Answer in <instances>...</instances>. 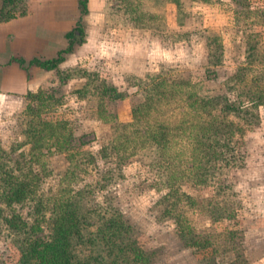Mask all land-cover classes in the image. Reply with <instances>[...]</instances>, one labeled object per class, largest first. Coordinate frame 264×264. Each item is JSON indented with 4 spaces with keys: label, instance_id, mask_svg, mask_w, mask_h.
I'll list each match as a JSON object with an SVG mask.
<instances>
[{
    "label": "rangeland",
    "instance_id": "374dc122",
    "mask_svg": "<svg viewBox=\"0 0 264 264\" xmlns=\"http://www.w3.org/2000/svg\"><path fill=\"white\" fill-rule=\"evenodd\" d=\"M249 2L250 10L239 16L233 0H89L84 33L75 31L82 42L71 48L65 34L78 24L77 0H19L20 7L9 5L16 15L3 20L0 16V175L5 170L28 174L35 193L11 205L0 196V264H23L19 248L23 235L8 228L4 216L17 212L31 223L34 213L50 215L66 178L78 213L89 218V225L82 228L85 236L97 233L106 216L117 214L129 226L126 241H135V247L147 253L146 264H264V0ZM9 6L0 0V15ZM51 29L62 35L61 47L50 56L44 42L38 46ZM249 34H256L254 41L261 50L250 63ZM60 50L64 59L59 73L30 64L33 57L50 58ZM212 53L222 60L214 63ZM242 66L247 68L240 83L236 73ZM161 76L178 87L177 96H161L149 122L136 121L134 111L146 100V88ZM242 87L260 94L261 100L254 103L251 94L239 95ZM217 95L244 100L240 112L223 109L224 100L216 108H200L193 102L194 97ZM32 101L44 102L39 105L44 120L66 121L65 133L73 142L90 135L84 148L94 160L68 176L69 154L77 148L60 150L51 142L34 148L28 129L37 118L27 112ZM204 118L234 122L229 127L227 123L226 133L236 153L226 164L208 166L222 171L215 182L206 185L187 178L181 183L183 191L205 207L220 203L234 209V216L214 220L200 203L194 209L179 207L196 233L214 241L206 248L189 244L184 226L167 212L168 189L155 186L147 148L124 161L111 149L150 123L185 127ZM123 148L131 153V142ZM36 152L41 154L35 157ZM186 158L190 161L184 164L192 167L188 153ZM4 181L0 178V185ZM41 200L44 205L38 212ZM43 232L50 233L46 224ZM105 247L103 242L82 241L67 253L82 258L101 253L106 260L97 262L105 264L109 255Z\"/></svg>",
    "mask_w": 264,
    "mask_h": 264
},
{
    "label": "trees",
    "instance_id": "16d2710c",
    "mask_svg": "<svg viewBox=\"0 0 264 264\" xmlns=\"http://www.w3.org/2000/svg\"><path fill=\"white\" fill-rule=\"evenodd\" d=\"M18 1L6 0V4L13 6L12 8H18L20 7L17 3ZM77 1L80 10L78 24L74 29L67 31L65 34L68 38L69 48L73 47L75 43L82 42V40H76L75 31L79 30L80 33H84L83 19L89 11V0ZM233 1L239 7L237 9L239 16L246 15L248 10H250L247 8L250 5L249 0ZM12 8L9 6L4 12L2 11L0 15L2 16L1 20L9 19L16 15L12 11ZM21 14H25V10ZM249 36L250 42L247 49V56L248 62L250 63L252 62V58L261 55V50L258 48L257 42L254 41L256 34H249ZM62 54L63 50H60L56 56L50 58L41 59L39 57H33L30 64L46 70H55L59 73V64L64 59ZM212 57L216 58L214 63L222 60V57H217L215 53H212ZM14 60L20 63L23 62L17 58ZM246 68L242 66L236 73V80L240 83H243L245 79ZM156 77L153 78L149 84L150 86L146 88V100L138 105L134 111L136 121L149 122L147 117L152 114V111L155 109L154 103L161 100V96H177L176 94L179 91L178 87L171 86L165 76H161L160 78ZM238 94H251L249 98L254 103L261 100L260 94L254 95L255 93L251 92V90H246L245 92L244 87L239 88ZM28 96L36 100L38 99L37 94L34 92H29ZM122 96V94L116 93V97ZM57 98L60 97L55 96V99ZM222 100L226 102L223 105V109L235 110L237 112H240L241 105L243 106L242 103H244L242 99L230 101L227 95H223L222 98L220 95L202 97L201 99L194 97L193 102L197 106H200V108L205 106L216 108L219 104H222ZM34 103L33 101L29 103L27 109L29 115L36 116L37 118L31 121L28 129V135L34 148L35 146L39 147L41 143L49 146L50 142L60 150L64 149L69 151V148H77L69 154L72 159V165L69 173L66 174L68 176L70 173L73 174L75 170L78 171V169H81L82 164L94 160V154L84 148L87 142H89V139H86V137L90 135L85 133L79 136L77 141L75 140L73 142L74 139L71 136L67 137L65 133V130H67V122L44 120L39 114V105L44 102L38 101L36 103L37 107ZM227 123H229L228 127L230 124H234L232 120L221 121L205 118L198 120L196 123L193 122L191 125L187 124L185 127L181 123L177 125H170L165 122L150 123L151 125L145 126V129L144 127H140L139 130L137 129V132H139L137 136H127L124 140L125 142H131V153L128 152L127 148H123L125 145L124 141L119 146L112 145L111 148L114 150L115 156H117L119 161L126 160L128 156L138 152L141 148H147L146 150H148V154L152 158L150 159V163L155 174L154 184L157 188L168 189L165 194V198L169 201L167 212L176 216V220L180 223V226H184L182 227L185 230L184 235L187 236L188 242L191 245L206 248L210 245L212 246L214 241L211 237L200 236L199 233H196L194 227L186 220L185 213H180V210H178L179 207L182 209L184 206H187V209H194L200 203L194 196L183 191L181 183L187 178H190L195 183L209 185L215 182L214 179L217 176H222L220 169L216 168L211 170L208 166L226 164L236 157L232 139L226 133L229 132L227 130ZM189 134H196L197 138L190 139ZM185 146L188 147V150H186ZM38 153L41 154V152ZM38 153H34L33 156L37 157ZM187 153L194 162L192 163V167L184 164L186 161H190V159L186 158ZM4 165L2 166L4 167ZM0 178L5 179L4 184L0 185V187H3L0 188V196L2 195V198L8 201L10 205L15 202H25L27 198H30L35 193L34 189H32L33 178L28 174H25L23 177V175L18 176L12 171L5 170L4 175H0ZM63 183L67 185H64L61 189L59 188L60 190L58 189L60 194L58 195V199L55 200L54 205H52L53 213H50V215L44 213V211H42L43 213L39 212L43 208L41 200L37 203L39 213H34L36 218L31 223L17 212L4 216L8 228H11L19 237L23 235L19 243L21 252L20 260L23 264H88L91 260L93 261L92 264H98L97 261L99 259L106 260V256L101 253L92 257L89 256L90 258H82L75 253L72 255L67 253L70 246L74 248L82 241H89L94 244L103 242L106 245L105 248H108L106 251L109 254L107 255L108 259L105 261V264H146L148 262L149 258L147 253L140 247H135V241H126L125 234L129 231V226L117 214L111 217L106 216V220L101 222L98 232L90 233L86 237L82 230L85 225H89L88 215L78 213L76 202H74L71 195H68V192L72 191L68 178L62 181ZM222 186L220 185L219 188H222ZM201 205L203 204L200 203ZM203 208L211 212L210 214L214 220L229 218L235 214L233 213L234 209L232 211L229 205L226 204L217 203L206 207L203 205ZM45 224L50 229V233L46 235L43 232ZM230 233L231 235L235 234L234 231ZM224 264H236V262Z\"/></svg>",
    "mask_w": 264,
    "mask_h": 264
},
{
    "label": "crops",
    "instance_id": "0c3cea01",
    "mask_svg": "<svg viewBox=\"0 0 264 264\" xmlns=\"http://www.w3.org/2000/svg\"><path fill=\"white\" fill-rule=\"evenodd\" d=\"M50 32H48L47 35L43 36L40 40H39V46L38 47H43V45L40 43V42H44L45 46L47 47V50L51 53L50 56L53 54V53H56L59 48L61 47V43L59 41V39H61V31H56L51 29L49 30ZM54 31V32H52ZM45 42H48V44H46Z\"/></svg>",
    "mask_w": 264,
    "mask_h": 264
}]
</instances>
